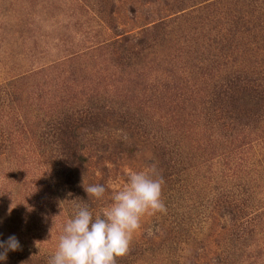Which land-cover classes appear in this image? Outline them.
<instances>
[{
    "label": "rangeland",
    "instance_id": "374dc122",
    "mask_svg": "<svg viewBox=\"0 0 264 264\" xmlns=\"http://www.w3.org/2000/svg\"><path fill=\"white\" fill-rule=\"evenodd\" d=\"M209 1L0 0V242L20 244L0 264H48L55 253L77 208L60 196L44 133L90 103L136 112L180 149L166 177L148 151L118 147L114 124L82 133V184L105 187L88 197L94 218L129 171L163 177L167 211L142 217L133 264H222L228 251L232 264H264V121L229 135L206 117L213 86L264 74V26L235 36L255 14ZM222 33L236 49L220 48ZM241 193L263 211L246 248L227 242L230 219L213 208Z\"/></svg>",
    "mask_w": 264,
    "mask_h": 264
},
{
    "label": "trees",
    "instance_id": "16d2710c",
    "mask_svg": "<svg viewBox=\"0 0 264 264\" xmlns=\"http://www.w3.org/2000/svg\"><path fill=\"white\" fill-rule=\"evenodd\" d=\"M235 1L239 2L241 9L255 14V23L250 21L252 16L248 20H240L245 29L235 32L234 35L261 31L264 26V0H242L243 3L240 0ZM206 2L209 5L217 3L216 1L202 0V3ZM187 9L182 6L179 12H184ZM219 35L221 36L218 37L220 48H232V50L237 48L234 40L230 41L226 33ZM262 42L264 46V35L261 39ZM144 43L145 40H139L137 44L142 46ZM222 82V84L213 86L208 95L206 101V106L209 109L206 115L207 119L221 122L222 129L229 135L238 130H247L254 126L260 127V123L264 121V74H259L258 77L254 74L252 76L238 74L226 77ZM98 104L90 103L79 111L66 112L47 126L44 133L45 147L50 155L61 198L72 204L74 208L88 206L90 211L92 206L88 201L89 196L84 191L82 177L78 172L85 162L84 148L80 147L81 136L85 131L107 128L109 123H112L116 127L115 130L121 132L118 147L126 149L128 155L148 151L150 159L157 161L159 167L166 173L169 169L172 170L182 164L178 159H173V156H178L179 148L170 145L167 137L160 132L149 129L146 119L144 120L136 112L122 107ZM166 177H168V173ZM244 195L241 193V195L236 194L229 197L222 196V199L214 202L213 208L215 207L219 211V216L227 215V218L230 219V229L228 228V236H230L227 242L241 243L246 248L253 234L257 233L259 229L257 218L262 215L263 211L254 204L248 203V199ZM231 256L228 251L222 264H232ZM134 261V254L130 252L117 258V264H133Z\"/></svg>",
    "mask_w": 264,
    "mask_h": 264
},
{
    "label": "clouds",
    "instance_id": "9594fccd",
    "mask_svg": "<svg viewBox=\"0 0 264 264\" xmlns=\"http://www.w3.org/2000/svg\"><path fill=\"white\" fill-rule=\"evenodd\" d=\"M154 170L153 167L151 171ZM163 183L162 176L153 179L149 171H129L128 182L114 191L113 203L101 214L94 218L86 206H78L63 226L48 264H117L118 257L128 254L142 217L166 213L161 199ZM83 188L89 197L96 199L105 193V187L99 184L83 185ZM0 248L4 249L0 252V260H6L8 251L19 250L20 244L11 236L6 242H0Z\"/></svg>",
    "mask_w": 264,
    "mask_h": 264
}]
</instances>
